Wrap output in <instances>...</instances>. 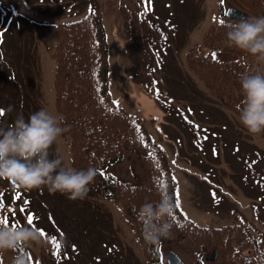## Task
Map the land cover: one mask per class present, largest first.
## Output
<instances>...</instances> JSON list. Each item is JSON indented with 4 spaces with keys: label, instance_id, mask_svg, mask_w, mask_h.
I'll return each mask as SVG.
<instances>
[{
    "label": "rangeland",
    "instance_id": "rangeland-1",
    "mask_svg": "<svg viewBox=\"0 0 264 264\" xmlns=\"http://www.w3.org/2000/svg\"><path fill=\"white\" fill-rule=\"evenodd\" d=\"M218 1L0 0V109L12 107L0 116V127L20 114L27 120L41 108L60 116L54 89L57 24L99 8L108 33L113 97L142 117L167 152L181 209L200 224L222 225L240 208L264 232V213L258 212L264 206V133L250 134L230 97L213 95L187 61L188 49L221 17ZM129 9L157 19L167 30L147 60L139 59L141 49L130 43ZM254 12L250 9L247 17L260 16ZM246 60L261 63L252 55ZM49 151L50 158L59 156L73 167L68 135L63 133ZM111 169L135 180L143 174L131 154ZM0 203L18 224L43 231L29 248L32 264H149L121 203L91 184L85 199L73 201L46 187L25 190L0 179ZM46 230L64 242V259L50 254ZM165 248L174 249L187 264L195 263L184 246L168 243ZM222 253L219 249V257L207 263L222 262ZM1 256L8 264L15 257L8 251Z\"/></svg>",
    "mask_w": 264,
    "mask_h": 264
},
{
    "label": "trees",
    "instance_id": "trees-1",
    "mask_svg": "<svg viewBox=\"0 0 264 264\" xmlns=\"http://www.w3.org/2000/svg\"><path fill=\"white\" fill-rule=\"evenodd\" d=\"M240 1L249 9L264 15V0ZM222 20L224 23L228 21ZM220 21L210 28L202 42L189 51V63L208 82L215 94L223 98L230 97L228 99L237 106L243 100L239 74L264 71V63L255 65L240 57L224 58L223 52L239 56L248 53L228 45L227 29ZM55 56L58 64L55 78L56 106L64 117L62 126L69 129L64 133L70 136L74 167L98 168V174L92 183L102 191H109L122 203L128 220L144 243L148 258L163 264L159 246H152L144 241L142 227L134 209L145 202L158 201L159 191L163 187L175 193L171 169L165 154L148 138L134 114L118 106L110 97L108 46L100 14L93 12L76 22L61 24L57 33ZM127 149L137 152L146 169L147 175L141 183L121 180L104 172L106 167L122 160ZM176 216L182 227L174 226L172 239H178L197 253H203L212 244L227 249L235 240L239 245L245 240L243 230L247 227L246 222L243 225L233 222L221 227H205L185 217L178 207ZM15 252L26 256L30 264L25 249ZM235 253L240 264H248L241 259L240 252ZM0 264L4 263L0 260ZM228 264L238 262L232 260Z\"/></svg>",
    "mask_w": 264,
    "mask_h": 264
},
{
    "label": "clouds",
    "instance_id": "clouds-1",
    "mask_svg": "<svg viewBox=\"0 0 264 264\" xmlns=\"http://www.w3.org/2000/svg\"><path fill=\"white\" fill-rule=\"evenodd\" d=\"M224 27L230 47L264 62V15L228 20ZM239 83L243 92V100L237 105L239 122L252 135L264 133V71L240 73ZM5 111L11 112L12 107L0 109L3 114ZM63 124V116L41 108L27 120L20 114L12 124L0 127V179L10 180L25 190L46 187L50 194L58 192L69 200L85 199L98 168L77 169L65 166L59 156L50 158V148L69 130ZM178 203L174 191L163 187L158 201L145 202L134 209L147 244L159 246L162 240L174 238V226L182 227L176 216ZM40 240L35 227L0 223V254L27 250ZM12 264H28L27 257L16 255Z\"/></svg>",
    "mask_w": 264,
    "mask_h": 264
},
{
    "label": "snow or ice",
    "instance_id": "snow-or-ice-1",
    "mask_svg": "<svg viewBox=\"0 0 264 264\" xmlns=\"http://www.w3.org/2000/svg\"><path fill=\"white\" fill-rule=\"evenodd\" d=\"M220 23H224V21L223 20H221L220 21ZM214 56H215V54H213ZM3 113L2 112H0V115H2ZM151 155V154H150ZM18 187V186H17ZM17 198H19V197H17ZM4 207V205L2 204V203H0V209H2ZM177 207H179V205H177ZM21 210H23V209H21ZM28 222L31 224L32 222H33V217H31V216H29V218H28ZM0 223H7V220L5 219V218H2V217H0ZM41 234L43 235L44 233H43V231L41 230ZM56 247L57 248H59V244L57 243V245H56Z\"/></svg>",
    "mask_w": 264,
    "mask_h": 264
},
{
    "label": "water",
    "instance_id": "water-1",
    "mask_svg": "<svg viewBox=\"0 0 264 264\" xmlns=\"http://www.w3.org/2000/svg\"><path fill=\"white\" fill-rule=\"evenodd\" d=\"M229 14H237V15H242V13L237 12L235 9L231 8L228 11ZM171 260L175 263V264H182L178 258H176L173 254L171 255Z\"/></svg>",
    "mask_w": 264,
    "mask_h": 264
}]
</instances>
